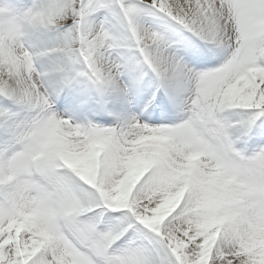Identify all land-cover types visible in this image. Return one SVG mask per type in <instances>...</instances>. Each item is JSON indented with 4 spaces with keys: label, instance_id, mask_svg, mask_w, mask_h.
Listing matches in <instances>:
<instances>
[{
    "label": "snow or ice",
    "instance_id": "obj_1",
    "mask_svg": "<svg viewBox=\"0 0 264 264\" xmlns=\"http://www.w3.org/2000/svg\"><path fill=\"white\" fill-rule=\"evenodd\" d=\"M0 264H264V0H0Z\"/></svg>",
    "mask_w": 264,
    "mask_h": 264
}]
</instances>
